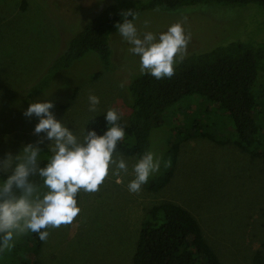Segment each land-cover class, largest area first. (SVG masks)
<instances>
[{"label": "rangeland", "instance_id": "rangeland-1", "mask_svg": "<svg viewBox=\"0 0 264 264\" xmlns=\"http://www.w3.org/2000/svg\"><path fill=\"white\" fill-rule=\"evenodd\" d=\"M108 2L26 0L21 9L22 0H0V158L43 136L33 132L37 118L25 117L23 111L28 103L44 97L53 100L56 117H63L78 135L92 116L109 108L129 119L133 98L128 87L141 71L138 56L128 51L129 45L116 30L110 36L112 68L90 50L68 67L50 73L63 36L79 33ZM256 20L264 23V9L256 3H200L174 11L146 10L136 24L140 32L159 33L180 21L190 34L184 58L231 40L250 41L256 34L264 40V26L259 23L261 27L256 28ZM37 86L40 90L29 95ZM263 89L260 75L255 94L259 96ZM89 94L100 98L95 112L89 111ZM255 117L263 138L264 111ZM198 124L200 132L208 130L212 138L227 142L219 144L199 133L183 140L169 183L159 190L149 189L150 179L168 167V142ZM233 139L234 126L227 112L199 95L183 97L162 114L161 124L150 133V150L162 159L160 172L150 176L139 192L130 193L127 184L137 157L118 152L128 162L129 173L117 177L110 169L97 191L79 192V214L70 224L49 227L38 254L41 264H133L143 220L152 206L167 200L196 216L222 264H253L254 253L264 241V158L250 156ZM46 146L47 150L41 145L45 160L52 154L51 145ZM31 234L15 237L14 246L0 255V264H29Z\"/></svg>", "mask_w": 264, "mask_h": 264}, {"label": "trees", "instance_id": "trees-1", "mask_svg": "<svg viewBox=\"0 0 264 264\" xmlns=\"http://www.w3.org/2000/svg\"><path fill=\"white\" fill-rule=\"evenodd\" d=\"M200 3H256L264 9V0H109L79 33L77 30L63 36V43L50 64V73L68 67L90 50L97 52L104 66L110 68V36L126 9L132 8L140 15L150 9L174 11ZM25 7L26 0H22L21 9ZM259 23L264 26L263 20H256V28L261 27ZM260 75L264 78V40L259 39L257 34L250 41L231 40L187 55L175 66L170 78L156 79L146 73L137 74L128 87L133 98L129 119L125 121L120 117L125 134L117 145L118 152L135 155L138 159L140 154L150 150V133L161 124L162 114L183 97L199 95L229 114L234 126L235 144L252 157L264 158V137L259 135L255 117L256 112L264 111V89L259 96L254 91ZM40 86L31 89L29 95L37 93ZM103 114L92 116L86 127L102 132L105 127ZM215 125L218 127V123ZM200 126L196 125L187 133L178 132L176 138L168 142V167L159 176L150 179L146 184L149 189L159 190L169 183L183 140L199 133L219 144L227 142L212 138L208 130L200 132ZM42 147L48 149L47 146ZM46 162L42 159L41 166ZM36 180L42 184L39 177ZM30 243L28 254L31 260L27 261L29 264H41L38 254L43 241L32 233ZM2 253L0 251V255ZM132 261L133 264H222L196 216L184 206L169 200L161 201L149 210L141 224ZM253 264H264V241L254 253Z\"/></svg>", "mask_w": 264, "mask_h": 264}, {"label": "clouds", "instance_id": "clouds-1", "mask_svg": "<svg viewBox=\"0 0 264 264\" xmlns=\"http://www.w3.org/2000/svg\"><path fill=\"white\" fill-rule=\"evenodd\" d=\"M137 19L132 8L124 10L115 24L116 32L129 45L128 51L138 56L141 73L156 79L170 78L176 63L183 58L190 34L180 21L159 33L140 32ZM149 23L147 19L143 21L145 27ZM99 103L97 95L89 94V111L95 112ZM54 106L49 96L28 103L23 115L37 118L33 132L43 136L35 143L25 144L16 154L8 152L0 158V251L11 249L14 238L26 232L45 241L49 227L70 224L79 214L77 194L81 190L97 191L110 169L117 177L129 173L128 162L117 156V145L125 131L116 109L104 112L102 132L88 126L78 135L63 117H56ZM41 145H51L52 153L43 166ZM161 166L159 155L144 151L132 165L127 190L139 192L150 176L160 172ZM163 166L166 168L167 163Z\"/></svg>", "mask_w": 264, "mask_h": 264}]
</instances>
